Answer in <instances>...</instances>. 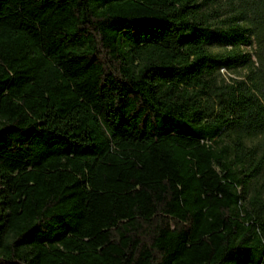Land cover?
<instances>
[{
    "label": "trees",
    "instance_id": "16d2710c",
    "mask_svg": "<svg viewBox=\"0 0 264 264\" xmlns=\"http://www.w3.org/2000/svg\"><path fill=\"white\" fill-rule=\"evenodd\" d=\"M0 264H264V0H0Z\"/></svg>",
    "mask_w": 264,
    "mask_h": 264
}]
</instances>
